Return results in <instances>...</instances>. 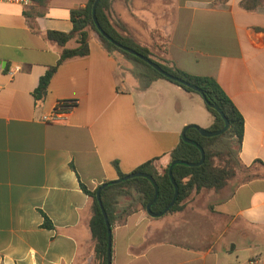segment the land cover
Wrapping results in <instances>:
<instances>
[{
    "label": "crops",
    "instance_id": "obj_1",
    "mask_svg": "<svg viewBox=\"0 0 264 264\" xmlns=\"http://www.w3.org/2000/svg\"><path fill=\"white\" fill-rule=\"evenodd\" d=\"M88 1L0 2V264H96L81 185L117 180L114 163L130 174L157 159L161 171L187 125L213 123L198 94L163 79L142 89L95 33L89 55L60 64L36 101L61 53L47 32L70 33L71 11ZM111 17L153 58L215 79L244 118L241 166L220 192L161 217L121 201L112 264H264V0H111ZM60 101L76 105L44 121Z\"/></svg>",
    "mask_w": 264,
    "mask_h": 264
},
{
    "label": "trees",
    "instance_id": "obj_2",
    "mask_svg": "<svg viewBox=\"0 0 264 264\" xmlns=\"http://www.w3.org/2000/svg\"><path fill=\"white\" fill-rule=\"evenodd\" d=\"M34 3L45 5L47 0H31ZM95 0H89L84 8L72 10L70 14L73 23V30L70 33L48 31L46 38L56 43L61 48L60 58L57 64L51 67L46 74L41 77L38 87L33 92L36 101H42L47 93L48 85L57 67L71 59L84 58L89 55V41L92 34H97L102 48L109 54H118L134 62L136 70L134 77L139 81L142 89H146L152 82L163 79L174 83L187 92L197 93L189 87L171 79L166 78L144 60L132 55L114 45L111 41L102 36L94 23L92 17V6ZM96 18L101 28L114 41L123 46L129 47L140 55L150 59L159 65L168 74L183 80L202 90V98L206 99L205 107L213 117L209 131H219L224 127L225 117L228 121V128L222 135L213 137H203L195 128H190L186 132V137L197 143L205 153L204 162L195 167L186 165H175L173 167V177L179 188V195L170 209L169 213L181 211L186 202L195 194L201 191L220 192L236 176V172L241 166L239 153L244 137V118L237 109L233 101L228 97L219 83L210 77L191 75L177 68L168 60L157 61L153 59L151 50L129 35L124 34L126 28L118 22H113L111 17V0H101L96 9ZM74 42L76 46L69 48L68 45ZM216 105L220 112L211 108ZM201 160V152L198 147L187 144L183 140L170 153V162L161 171L155 166L157 159H152L136 168L132 173H145L154 178L158 185L159 196L152 206V212H161L172 200L174 196V186L169 177V165L172 161H185L188 163H198ZM114 167L118 174V179H122L128 174H123L117 163ZM131 174V173H130ZM108 186L101 191L102 205L107 213L108 220L112 227L113 214L116 212L121 198L132 196V191L138 197L136 202L129 207L140 204L145 211L147 204L153 199L154 187L152 183L143 177L129 179L119 183L107 181ZM83 191L91 198L90 221L94 260L96 264H107V228L100 205L96 198L97 189L90 191L85 185H81ZM44 226L51 228L52 224L46 218Z\"/></svg>",
    "mask_w": 264,
    "mask_h": 264
},
{
    "label": "water",
    "instance_id": "obj_3",
    "mask_svg": "<svg viewBox=\"0 0 264 264\" xmlns=\"http://www.w3.org/2000/svg\"><path fill=\"white\" fill-rule=\"evenodd\" d=\"M100 1L101 0H95L94 1L93 6H92V17H93L94 23L96 24L98 32L102 36H104L106 39L111 41L118 48H120V49H122V50H124V51H126V52H128V53H130L132 55H135V56L139 57L140 59L144 60L147 64H149L152 68H154L157 72H159L160 74H162L166 78L171 79L173 81H177V82L189 87L190 89L196 91L200 95H202V90L200 88L195 87V86H193V85H191V84H189V83H187V82H185L183 80H180V79L168 74L159 65H157L156 63H154L150 59L140 55L139 53H137L133 49H131L129 47H126V46H123L120 43L114 41L106 32H104V30L101 28V26L99 25L98 20L96 18V9H97V6H98ZM202 99L204 100V102H206L205 98H202ZM210 107L215 109L219 113H221L219 108L216 105H210ZM223 120H224V127L221 130H219V131H209L207 129L200 128V127H198L196 125H187L184 128V130L182 131V134H181L182 140L185 143H187V144H191V145H194V146L198 147V149L201 152V160L198 163H188V162H185V161H172L170 163V165H169V177H170L171 182H172V184L174 186V196H173L171 202L161 212H159V213L152 212V206L156 203V201L158 199V196H159L158 185H157L156 181L154 180V178L152 176H150L148 174H145V173H131V174L126 175L122 179H117V180L111 181V182L114 184V183H119V182H123V181L129 180V179L138 178V177H143V178L148 179L152 183V185L154 187V196H153V199L146 206L147 214L149 216H151V217H161V216L169 213L170 209L174 206V204H175V202H176V200L178 198V195H179V188H178V186H177V184L175 182V179L173 177V167L175 165H178V164L179 165H186V166L195 167V166L201 165L204 162V159H205L204 150L197 143H195L193 140H190V139H188L186 137L187 130L190 129V128H195L199 132V134L201 136H203V137H213V136L222 135V134H224L226 132V130L228 128L227 119L225 117H223ZM107 186H108V183H104L100 187H98L97 192H96V198H97V201H98V203L100 205V208H101V211H102V214H103V217H104L105 225H106V228H107V235H108V238H107V264H112V262H111V260H112V256H111L112 227L110 225L107 213H106V211H105V209H104V207L102 205V200H101V191L104 188H106Z\"/></svg>",
    "mask_w": 264,
    "mask_h": 264
},
{
    "label": "built area",
    "instance_id": "obj_4",
    "mask_svg": "<svg viewBox=\"0 0 264 264\" xmlns=\"http://www.w3.org/2000/svg\"><path fill=\"white\" fill-rule=\"evenodd\" d=\"M0 2L4 3H22V4H29L30 0H0ZM20 68L15 67L10 69L9 74L14 75L15 73L19 72ZM76 105V101H60L58 102L53 111L49 115L43 116L44 121L50 122H62L65 119V114L72 109ZM248 264H255L254 260L248 261Z\"/></svg>",
    "mask_w": 264,
    "mask_h": 264
},
{
    "label": "rangeland",
    "instance_id": "obj_5",
    "mask_svg": "<svg viewBox=\"0 0 264 264\" xmlns=\"http://www.w3.org/2000/svg\"><path fill=\"white\" fill-rule=\"evenodd\" d=\"M156 56H155V58H153V59H155V60H157V61H159L160 60V55H159V53H156L155 54ZM123 57V56H122ZM123 59H124V61H125V69L128 71V72H130V73H134V71L136 70V66H135V64H134V62H132V61H130V60H128V59H126V58H124L123 57ZM133 76H134V74H133ZM135 78V77H134ZM135 80L136 81H138L136 78H135ZM138 83H139V81H138ZM132 196H130V197H127V198H125V197H123V198H121V200H120V203H121V201L122 200H126V203L128 204V205H133V204H135V202H136V198L138 197V195H137V193L136 192H134V191H132Z\"/></svg>",
    "mask_w": 264,
    "mask_h": 264
}]
</instances>
